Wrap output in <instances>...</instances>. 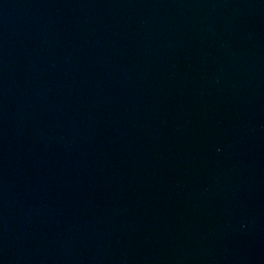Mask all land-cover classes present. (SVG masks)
<instances>
[{
  "label": "water",
  "instance_id": "95a60500",
  "mask_svg": "<svg viewBox=\"0 0 264 264\" xmlns=\"http://www.w3.org/2000/svg\"><path fill=\"white\" fill-rule=\"evenodd\" d=\"M0 264H264V0H0Z\"/></svg>",
  "mask_w": 264,
  "mask_h": 264
}]
</instances>
